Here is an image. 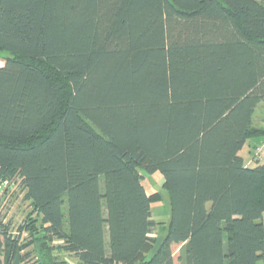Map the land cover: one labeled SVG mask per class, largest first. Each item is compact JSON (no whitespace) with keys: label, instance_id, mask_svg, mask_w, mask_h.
Wrapping results in <instances>:
<instances>
[{"label":"trees","instance_id":"1","mask_svg":"<svg viewBox=\"0 0 264 264\" xmlns=\"http://www.w3.org/2000/svg\"><path fill=\"white\" fill-rule=\"evenodd\" d=\"M0 52V264L264 261V0H0Z\"/></svg>","mask_w":264,"mask_h":264},{"label":"rangeland","instance_id":"2","mask_svg":"<svg viewBox=\"0 0 264 264\" xmlns=\"http://www.w3.org/2000/svg\"><path fill=\"white\" fill-rule=\"evenodd\" d=\"M9 55L0 52V67L3 66L6 58ZM264 118V102L260 104L258 109L255 110V114L253 117V125L260 127L264 126L262 120ZM242 156L248 157L249 154L246 152L242 153ZM253 157V151L251 152V159ZM261 163H264V149L261 153ZM253 166V165H252ZM140 175L143 177L142 185L145 188L148 194H152L154 192H158L162 196V200L158 204H153L151 206V217L157 223H160L157 228L154 229L153 236H156L161 241V238L165 234V226L169 221V207L167 202V194L162 189V178L160 174L155 173L152 176H147L142 170L139 171ZM5 196V204L3 208L0 209V222L1 223H10V229L13 236L18 234V228L20 225L24 224L27 219V215L31 213V208L28 203H24L22 201L23 194L20 191L17 185L8 184L7 188L2 191V196L0 199ZM32 218L36 219L37 216L32 213ZM39 225V224H38ZM27 232H22V237H26ZM41 237V234L38 236ZM40 239V238H38ZM36 244L38 248L40 241ZM54 247H58L62 244L61 241L55 240L53 243ZM39 249V248H38ZM41 264H78L77 261L68 255L59 253L57 251L52 252L47 255H41Z\"/></svg>","mask_w":264,"mask_h":264},{"label":"crops","instance_id":"3","mask_svg":"<svg viewBox=\"0 0 264 264\" xmlns=\"http://www.w3.org/2000/svg\"><path fill=\"white\" fill-rule=\"evenodd\" d=\"M260 104H262V103H260ZM260 104L257 106V108L256 109H258V107L260 106ZM255 109V110H256ZM254 114H255V112H254ZM254 117V116H253ZM262 123L264 124V118H263V120H262ZM255 126V125H254ZM255 127H258V126H255ZM259 127H260V125H259ZM262 127V126H261ZM264 127V126H263ZM261 141V140H260ZM259 140H252V141H250L249 143H247L243 148H242V150L240 151V153H239V155L241 156V158L243 159V162H244V164L246 165V166H248V167H251L252 165H253V162H252V159H251V152H252V149H253V147L254 146H256V144H258L259 142H260ZM243 152H246V153H248L249 154V156L248 157H244V156H242V153ZM260 264H264V261L262 262V263H260Z\"/></svg>","mask_w":264,"mask_h":264},{"label":"built area","instance_id":"4","mask_svg":"<svg viewBox=\"0 0 264 264\" xmlns=\"http://www.w3.org/2000/svg\"><path fill=\"white\" fill-rule=\"evenodd\" d=\"M263 149H264V142L261 144V145H259L256 149H255V157L256 158H259L260 156H261V153H262V151H263ZM8 184L9 183H7V182H2V183H0V197L2 196V191L3 190H5L6 188H7V186H8ZM4 197V200L1 202V204H0V209H2L3 208V205L6 203L5 202V200H6V197L5 196H3ZM2 197V198H3ZM1 198V199H2ZM0 199V200H1Z\"/></svg>","mask_w":264,"mask_h":264},{"label":"water","instance_id":"5","mask_svg":"<svg viewBox=\"0 0 264 264\" xmlns=\"http://www.w3.org/2000/svg\"><path fill=\"white\" fill-rule=\"evenodd\" d=\"M4 200V197L0 200V204H1V202Z\"/></svg>","mask_w":264,"mask_h":264}]
</instances>
